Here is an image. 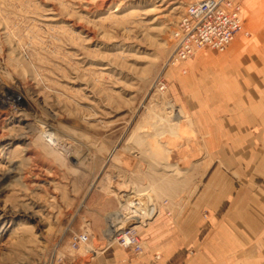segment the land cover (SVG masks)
Listing matches in <instances>:
<instances>
[{"label":"rangeland","instance_id":"374dc122","mask_svg":"<svg viewBox=\"0 0 264 264\" xmlns=\"http://www.w3.org/2000/svg\"><path fill=\"white\" fill-rule=\"evenodd\" d=\"M189 1L0 0V91L21 94L33 108L0 107V264H68L69 255L88 261L113 247L128 251L109 243L110 213L99 212V203L112 201L113 212L122 213L119 228L132 227L156 208L147 221L175 211L195 188L207 158L179 104L181 64L166 70L163 97L185 116L169 158L185 167V181L150 205L141 200L142 218L130 193L149 167L137 148H126L132 129L161 102L153 81ZM154 121L141 133L153 134ZM147 139L154 144V136ZM150 179L162 186L158 175ZM93 213L104 216L102 232L89 225ZM135 229L142 238V226ZM72 232L89 235L77 251L68 247Z\"/></svg>","mask_w":264,"mask_h":264},{"label":"crops","instance_id":"0c3cea01","mask_svg":"<svg viewBox=\"0 0 264 264\" xmlns=\"http://www.w3.org/2000/svg\"><path fill=\"white\" fill-rule=\"evenodd\" d=\"M240 2L249 35L238 32L223 51L204 47L179 66V104L207 158L195 188L175 211L147 221L156 208L134 226L144 229L141 254L113 247L88 261L69 255L68 264H264V0ZM97 206L122 214L109 199ZM100 216L89 225L102 232Z\"/></svg>","mask_w":264,"mask_h":264},{"label":"built area","instance_id":"2783aa9c","mask_svg":"<svg viewBox=\"0 0 264 264\" xmlns=\"http://www.w3.org/2000/svg\"><path fill=\"white\" fill-rule=\"evenodd\" d=\"M240 13V0H190L172 33L173 49L153 81L155 91L164 96L168 89L166 70L184 63L198 50L209 47L223 51L238 32L242 31L248 36L249 32L243 30ZM167 99L172 101L171 98ZM88 239L86 232H72L68 247L75 251L86 244ZM115 242L122 249L136 255L144 250V241L134 226L116 231Z\"/></svg>","mask_w":264,"mask_h":264},{"label":"bare ground","instance_id":"6f19581e","mask_svg":"<svg viewBox=\"0 0 264 264\" xmlns=\"http://www.w3.org/2000/svg\"><path fill=\"white\" fill-rule=\"evenodd\" d=\"M1 87H2V89L0 91V107H3V108L5 107L6 109L14 110L15 112L18 111V113H19V111H23L24 109H28L30 112H33L32 106L28 103V101L23 96H21V94H19L17 92L11 93L8 90L9 88L6 89L5 86H1ZM160 98H161L160 104L159 105L158 104H152L151 110L149 108L150 113L146 114L142 118V120L138 123V125L134 129H132L133 131L131 130L132 132L130 133L128 140L126 141L127 147L125 146L129 150H133V149L137 148L138 154L141 156L142 159H144V158L146 159V161L148 163V167H149L148 174H146V175L144 174V175H142V177H138V179H143V181L141 180L142 182H140L137 179L138 184H136V186L134 185L135 186V187H133L134 190L130 193L131 198L133 200H134V198L135 199L137 198V201H135V203L139 206V209L137 211H138V214L140 215L141 218L143 215L146 214V213H143L142 211H140V204H141L140 201L141 200L147 199L148 205H150V204L154 203L155 197H157L158 194H161L162 191L165 193V192H168L167 190L165 191V189H175L178 186L180 187V185L185 181L184 177H183L185 175V173L181 172V171H183L182 169H184L185 167H181L178 162L170 163V161H169L170 154L175 150V147H178V145H180L178 143L179 140H177V139L182 138L184 133H185L184 129H183L184 127L182 126V122L184 123V121H185V119H184L185 116L182 113L181 109L178 108L171 100L164 99L163 96H160ZM16 99H17V101L22 103L21 106H19ZM157 106H158V110H154V108H157ZM12 107H13V109H12ZM4 110L5 109H3V110L1 109L0 111H4ZM28 110H26V111H28ZM32 116H34V115H32ZM151 117L154 118V120H155L154 121L155 130H154L153 134H150L149 132H148L149 135L142 134L141 133L142 131H140V129L149 123V118H151ZM41 128H46V132H51V131H47V130L52 129L49 126H44V125ZM185 128H187V127H185ZM143 129H145V128H143ZM146 133H147V131H146ZM187 133L189 135V132H187ZM166 135H168L169 138H166L165 140H163V137H165ZM150 136L155 137L154 144H152L148 141L147 138ZM185 137H187V135ZM183 139H182V141H183ZM42 143L40 146L42 148H44L45 145ZM63 147H64V149L66 148V146H63ZM114 151H115V149H113L111 151L110 157L114 156ZM157 168H160V170H158ZM153 174L158 175V179L160 180V182L162 184V186H159L160 187L159 189H157L154 186V184H153L154 182H152V180L150 179ZM148 176H149V178H148ZM156 178L157 177H155V179ZM157 184L160 185V183H157ZM184 185H185V183H184ZM132 203H134V202H132ZM135 211L136 210H134L132 212H135ZM138 214H135V215H138ZM111 216L112 215H109V218H111L110 225H112V227H110V230L107 231V236H108V239L110 240L111 243H113V242L115 243L116 231H118L119 229H122L124 227L119 228V224H120L119 215L113 216V217H111ZM128 217H132V215H130ZM113 219H115V220L118 219V220L114 221ZM128 226H125V227H128Z\"/></svg>","mask_w":264,"mask_h":264}]
</instances>
